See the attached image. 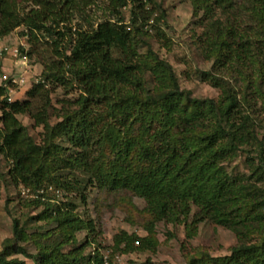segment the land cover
Listing matches in <instances>:
<instances>
[{"label": "trees", "instance_id": "16d2710c", "mask_svg": "<svg viewBox=\"0 0 264 264\" xmlns=\"http://www.w3.org/2000/svg\"><path fill=\"white\" fill-rule=\"evenodd\" d=\"M34 2L47 8L24 13L17 0H0V38L23 26L34 42L36 33L45 31L57 58L45 63L42 81L32 84L23 101H9L7 87L0 86V156L8 163L9 179L29 191L54 186L70 193L80 187L72 178V172L79 170L100 190L127 191L143 199L151 215L148 235L127 237L125 248H132L134 240L136 249L153 248L154 222L176 220L193 205L198 220L207 218L231 228L239 244L227 256L202 255L187 264H264V136L261 141L257 138L253 121L240 112L233 90L226 88L220 103L192 98L180 90L169 63L150 49L145 55L138 53L137 36L145 34L148 13L152 14V9L144 8L152 0H111L114 19L95 26L88 23L87 28L73 32L55 11V2ZM128 3L132 6L125 23L119 8ZM190 3L193 12L201 11L207 22L202 44L219 65L250 61L255 49L264 44V0ZM217 15H223L224 21ZM139 19L140 27L136 26ZM67 36L61 52L59 44ZM146 68L155 84L153 91L145 87ZM50 82L66 89L76 83L81 92L75 101L77 108L63 112L62 120L53 125L47 120L50 92L46 86ZM18 114H28L43 126L41 142L28 135ZM63 141L75 151L67 153ZM252 143L259 150L256 158L247 157L249 174L230 176L224 162L233 159L241 146ZM4 174L0 168V179ZM48 199L40 193L32 201L44 206L34 220L55 222V227L41 231L36 226L26 233L14 220V237L5 241L0 264H26L24 259L9 258L14 252L35 264H103L96 251L85 254L88 239L63 251L77 243L75 232H92L94 226L91 220L75 216L71 200L56 204ZM18 241H30L35 253H28Z\"/></svg>", "mask_w": 264, "mask_h": 264}, {"label": "rangeland", "instance_id": "374dc122", "mask_svg": "<svg viewBox=\"0 0 264 264\" xmlns=\"http://www.w3.org/2000/svg\"><path fill=\"white\" fill-rule=\"evenodd\" d=\"M34 1L17 0L18 9L26 13L30 9L47 8L35 5ZM50 1L55 2V11L62 14L65 25L71 27L72 32L79 27L87 28L90 25L88 23L95 26L105 19H114L110 11L111 0H71L67 5H64V0ZM131 6L128 3L119 8L125 23L129 21ZM144 9H152V14L148 13L149 19L143 28L145 34L137 36L138 53L145 55L150 49L157 58L169 63L180 90L189 92L192 98L212 99L220 103L224 101L225 89L233 90L232 94L241 104L240 112L251 117L257 138L261 141L264 136V44L255 49L250 61L221 66L215 55L202 44L207 22L203 20L201 11L193 12L190 0H152ZM43 11L46 12L45 9ZM216 17L224 21L223 15ZM140 21H137L136 26L140 27ZM63 27L60 24V30L63 31ZM25 32L23 26H20L0 38V86L7 87L9 101L25 100L26 92L32 84L42 81L41 73L45 63L57 61L52 49V38L45 31L37 32V41L34 42L29 41L31 37ZM67 40L69 36L60 42L59 51L62 52L67 46ZM28 51L30 54L27 55ZM206 72L213 74L217 80L204 75ZM144 74L145 87L153 91L155 84L147 68ZM65 75L68 77V72ZM46 87L50 92L47 120L53 125L62 120L63 112L77 108L75 101L81 92L76 83L69 89L56 82H50ZM16 118L26 127L34 141H42V125H36L28 114H18ZM62 144L67 153L75 151L66 142ZM257 147L256 143L243 145L233 159L224 162L230 176L249 174L251 161L247 157L256 158L259 150ZM0 168L5 173L0 179V252L3 251L5 241L14 237V220L18 221L19 229H26V233L35 230L33 227L36 226H41V231L55 227V222L34 220L44 207L32 202L40 193L46 195L50 203L60 204L71 200L75 205V216L93 223L92 232L84 229L75 232L77 243L65 246L63 251H69L88 239L90 244L86 246L85 254L93 255L96 251L102 256L103 264H187L190 259L202 255L227 256L239 244L234 230L207 218L198 220L195 215L198 209L191 205L190 211L178 215L176 220L162 219L154 222L153 248L136 249V240L132 242V248H125L127 237L144 238L148 235L151 215L145 209L143 199L127 191L100 190L93 182H88V174L79 170L72 172V178L80 184L76 191L66 193L54 186L28 191L9 179L6 174L8 163L2 156ZM45 242L49 240L45 239ZM18 245L25 247L28 253H35L30 241H18ZM9 258L24 259L26 264H35L32 259L24 258L20 253L14 252Z\"/></svg>", "mask_w": 264, "mask_h": 264}, {"label": "built area", "instance_id": "2783aa9c", "mask_svg": "<svg viewBox=\"0 0 264 264\" xmlns=\"http://www.w3.org/2000/svg\"><path fill=\"white\" fill-rule=\"evenodd\" d=\"M29 191V190H28Z\"/></svg>", "mask_w": 264, "mask_h": 264}]
</instances>
